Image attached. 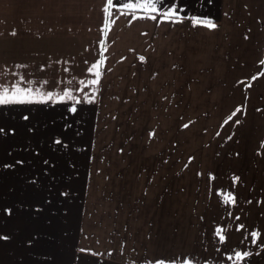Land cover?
I'll list each match as a JSON object with an SVG mask.
<instances>
[{"label":"crops","instance_id":"0c3cea01","mask_svg":"<svg viewBox=\"0 0 264 264\" xmlns=\"http://www.w3.org/2000/svg\"><path fill=\"white\" fill-rule=\"evenodd\" d=\"M130 2L135 0H114L106 25L107 0H7V5L24 7L27 12L30 8V18L39 22V38L43 42L48 40L47 47L55 49V59H48L49 70L54 71L56 79L70 81L67 86L72 89L62 93L70 91L76 99L60 100L62 94H57L48 100L53 104L50 109L40 112L21 103L0 105V214L11 215L21 206L23 210L29 208L32 194H37L31 187V162H43V159L65 162L68 158L62 153L63 148L73 146L83 150L77 162H88L93 149L96 110L85 112L75 108L73 112L72 105L127 104L131 109L135 104L137 110L133 108V113H140L138 104L144 103H166L174 108L176 103L209 95L212 88L242 85L237 80L240 76L237 70L246 65L250 68V193L245 198L250 200L247 202L250 217L243 215L245 220L237 224L238 216L246 213L243 208L233 212L225 240L214 247L206 244L201 248L213 252L216 255L213 259L220 261L264 264V162L251 157L254 151L258 159L264 156V151L261 152L264 148L261 150V145H257L264 131L261 127L264 0H159L157 12L137 9L136 19L123 8ZM173 5L178 16L165 20L162 13ZM193 19L209 21L216 27L193 25ZM249 48L250 61L249 56L241 57L244 53L249 55ZM101 54L104 63L98 83L88 84L97 79L88 69L102 58ZM79 65L88 75L67 73L79 72ZM208 71L212 72L207 74ZM76 79H85L86 83L71 82ZM235 95L230 93L225 97ZM121 108L125 111L129 106ZM76 117L84 119L79 124L80 132L79 125L72 121ZM262 135L264 143V132ZM46 149L52 151L47 155L48 161L44 155ZM159 179L158 174L147 173L111 176L110 183L105 181L102 185V209L95 213L90 206L83 212L74 206L68 209L62 202L68 219L63 224L69 231L67 224L72 223L71 230L76 236L72 238L76 240V251L70 264H155L160 260L165 264H183L185 259L190 262L187 252L190 245L184 249L187 240L180 243L175 234L179 232L176 227L185 226L190 219H178L173 205H159V189L164 192ZM38 192V197L45 199L46 193ZM47 207L45 203L46 210ZM253 232L258 234L255 238ZM187 233L190 235V230ZM239 252L248 255L238 261ZM7 255L13 261L11 250ZM0 264L10 262H4L0 256Z\"/></svg>","mask_w":264,"mask_h":264},{"label":"rangeland","instance_id":"374dc122","mask_svg":"<svg viewBox=\"0 0 264 264\" xmlns=\"http://www.w3.org/2000/svg\"><path fill=\"white\" fill-rule=\"evenodd\" d=\"M30 16V8L27 12L24 7L7 5V0H0V85L11 88L18 83L21 88H31L33 96L38 90L41 96L52 93L56 98L63 90L72 89L67 86L70 81L53 77L48 59H55L54 46L48 48V40L43 42L39 38V22H33ZM244 55L249 56L250 61V48L249 55L244 53L242 59ZM245 66L237 70L240 74L237 80L242 85L206 87L210 89L209 95L195 96L188 103H176L174 108L166 103H144L138 104L140 113H133L135 104L131 109L127 104L72 105L85 112L96 110L89 160L77 162L83 150L73 146L67 150L63 148L62 153L68 158L65 162L62 158V162H46L45 159L31 162V187L37 194H32L29 208L23 210L21 206L8 216L0 214L2 260L10 264H70L76 251V240L72 238L76 236L71 230L72 223L67 224L69 231L63 224L68 219L62 202L68 209L74 206L83 212L90 206L95 213L102 209V185L105 181L110 183L111 176L147 173L158 174L161 179L159 185L164 192L159 189V205H173L178 219H190L185 226L178 225L176 231L179 227V232L175 233L180 243L187 240L184 249L190 245L187 249L190 264H237L236 261L213 259L216 255L201 247L206 244L214 247L225 240H221L220 235L224 236L226 230L231 229L229 219L234 216L233 212L244 209L246 213L238 216L237 224L245 220L244 216L250 217V204L247 203L250 200L245 198L250 193V68ZM82 67L79 65V72L67 73L88 75ZM230 93L237 95L225 97ZM41 96L21 105L33 111L49 110L53 104ZM218 99L221 102H212ZM120 105L129 106V111H124ZM72 121L75 125L84 123L82 117ZM261 127L264 130V117ZM262 133L260 143L256 141L260 149L264 148ZM49 152L52 151L46 149L44 152L47 161ZM255 153L252 152L251 157L256 162H264V156L258 159ZM40 190L46 193L45 199L38 197ZM225 193L234 197L238 193L244 198L239 199L237 195L235 203H225ZM147 197L151 198V193ZM70 201L72 205L67 204H71ZM243 201L246 204L242 205ZM175 248L180 254L177 245ZM10 250L13 261L7 255Z\"/></svg>","mask_w":264,"mask_h":264},{"label":"snow or ice","instance_id":"6c2138e0","mask_svg":"<svg viewBox=\"0 0 264 264\" xmlns=\"http://www.w3.org/2000/svg\"><path fill=\"white\" fill-rule=\"evenodd\" d=\"M159 0H135L134 3L130 2L125 5H123L124 9H127L128 11L133 13V19H136L135 12L137 9H142L145 12H157L156 3H158ZM114 5V0H107V6L105 7V14H106V25H107V18L112 15V7ZM175 5H173L171 8H169L166 12H163V18L165 20H170L173 17L178 16V12L174 11ZM151 19H156V16H151ZM193 25H200L203 24L208 28H215L216 25L205 20H199V19H193L192 21ZM102 55V54H101ZM143 60V57L140 58ZM104 63L103 55L100 60H98L96 63H94L89 69V73H94V75L97 77V79L88 81V84H97L98 78L100 76V68ZM255 78V77H254ZM83 84V82H81ZM36 96H41L39 91L37 90ZM36 96H33L32 89L31 88H21L18 83H14L11 88L7 86L0 85V105L4 104H10V103H23L26 101H30L32 99H35ZM65 98L69 100H75L76 98L71 94L70 91H64L62 95L59 96L60 100H64ZM41 99L43 100H51L53 99L52 93H48L47 95L41 96ZM77 103L79 101H76ZM71 111L75 112L76 109L72 108ZM224 202L225 203H235V197L232 196L230 193L224 194ZM217 235H220V229L216 230ZM252 237L255 238L258 234L253 232ZM220 239L223 240L224 236L220 235ZM253 242L255 243V239H253ZM248 253L244 252L236 253V259L239 261L245 257H247ZM155 264H165L164 261H156ZM183 264H190L189 260L185 259L183 261Z\"/></svg>","mask_w":264,"mask_h":264}]
</instances>
